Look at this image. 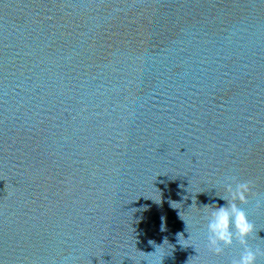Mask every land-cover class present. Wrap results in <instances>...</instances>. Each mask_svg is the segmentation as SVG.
Wrapping results in <instances>:
<instances>
[{
    "label": "water",
    "instance_id": "95a60500",
    "mask_svg": "<svg viewBox=\"0 0 264 264\" xmlns=\"http://www.w3.org/2000/svg\"><path fill=\"white\" fill-rule=\"evenodd\" d=\"M246 181L264 264V0H0V264H230Z\"/></svg>",
    "mask_w": 264,
    "mask_h": 264
},
{
    "label": "clouds",
    "instance_id": "9594fccd",
    "mask_svg": "<svg viewBox=\"0 0 264 264\" xmlns=\"http://www.w3.org/2000/svg\"><path fill=\"white\" fill-rule=\"evenodd\" d=\"M251 182H237L225 185L227 196H220L225 205L211 207L206 214V248L213 254L220 255L224 248L233 245L235 241L240 246L238 257H233L230 264H256V258L261 254L259 249L249 246V238L254 232V226L249 221L243 208L238 206L246 203ZM257 206L264 204V199L258 198Z\"/></svg>",
    "mask_w": 264,
    "mask_h": 264
}]
</instances>
